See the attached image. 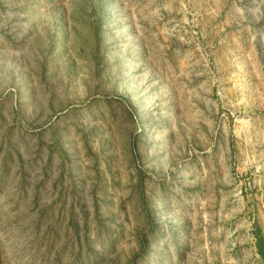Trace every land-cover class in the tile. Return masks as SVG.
Instances as JSON below:
<instances>
[{"label":"rangeland","instance_id":"obj_1","mask_svg":"<svg viewBox=\"0 0 264 264\" xmlns=\"http://www.w3.org/2000/svg\"><path fill=\"white\" fill-rule=\"evenodd\" d=\"M0 264H264V0H0Z\"/></svg>","mask_w":264,"mask_h":264}]
</instances>
